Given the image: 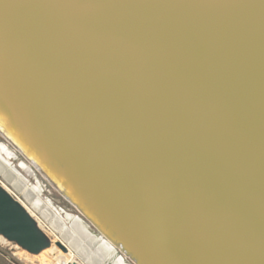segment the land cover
Returning <instances> with one entry per match:
<instances>
[{"label":"water","instance_id":"1","mask_svg":"<svg viewBox=\"0 0 264 264\" xmlns=\"http://www.w3.org/2000/svg\"><path fill=\"white\" fill-rule=\"evenodd\" d=\"M0 135L113 260L264 264V0H0Z\"/></svg>","mask_w":264,"mask_h":264},{"label":"rangeland","instance_id":"2","mask_svg":"<svg viewBox=\"0 0 264 264\" xmlns=\"http://www.w3.org/2000/svg\"><path fill=\"white\" fill-rule=\"evenodd\" d=\"M0 143L6 144L9 150L14 151L13 155L7 158L8 164L0 169V184L14 198L22 203L38 221L42 229L52 239L53 244L57 241L64 243L68 249L65 253L70 252V258L78 261L80 264H89L68 245L67 241L63 238V232L64 229L70 227V224L75 220L89 232L98 234L97 231H95L77 209L65 200L35 168L24 160V158L3 139L1 135ZM20 185L22 188H20ZM37 199H39L38 205H34V201ZM48 213L49 215L52 213V215L62 222V226L59 227V229L51 225V218ZM55 247L59 249L57 246ZM44 251L38 255H31L0 236V264H38L41 260H45V263L52 264L49 259L50 255ZM112 261L113 257L110 256L102 264H111ZM125 262L127 264H133L128 259H126Z\"/></svg>","mask_w":264,"mask_h":264},{"label":"bare ground","instance_id":"3","mask_svg":"<svg viewBox=\"0 0 264 264\" xmlns=\"http://www.w3.org/2000/svg\"><path fill=\"white\" fill-rule=\"evenodd\" d=\"M13 152L14 151L9 150L6 144L0 143V169L4 168V166L8 164L7 158L12 156ZM20 188H22L21 185H20ZM38 201L39 199L35 200L34 205H38ZM49 217L51 218V225L53 227L59 229V227L62 226V222H60L54 215H52V213H50ZM63 238L67 241L68 245L72 247V249H74L77 253H78L77 250L82 251L80 252L81 257H83L89 264H102L108 257L111 256V252H110L111 246L107 243L100 242V243H96L93 248L91 247L92 244L95 241H97V238L87 235L85 228L80 223L72 222L70 224V227L64 229ZM55 246L52 243L51 247H49L48 249L44 251L50 255L49 259L52 262V264H67L68 262L73 261V259L69 257L70 252L65 253L58 246L57 247L60 250L57 249ZM45 262H46L45 260H41L39 261L38 264H49ZM112 264H122V263L120 262V259H114L112 261Z\"/></svg>","mask_w":264,"mask_h":264}]
</instances>
